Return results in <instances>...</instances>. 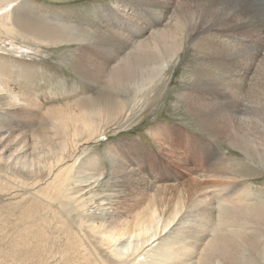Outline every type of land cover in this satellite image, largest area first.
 <instances>
[{
  "label": "bare ground",
  "instance_id": "6f19581e",
  "mask_svg": "<svg viewBox=\"0 0 264 264\" xmlns=\"http://www.w3.org/2000/svg\"><path fill=\"white\" fill-rule=\"evenodd\" d=\"M172 1L174 4L164 0H113L109 7L96 6L92 24L81 25L59 21L52 24L23 0H0V27L4 28L0 31L1 50L18 53L16 46L31 50L29 45L35 41L43 45L75 44L84 51L76 60L74 72L100 85L97 94L79 96L72 104L50 111L40 121L46 122L44 132L35 129L36 125L31 133L21 130L25 132L14 134L0 129V192L13 188L21 191V199L29 197V212L24 215L26 227L20 233L35 235L36 242L28 246L31 254L41 257L40 245L65 237L62 257L67 264H76L71 258L75 256L84 259L80 264H102L94 251L87 253L88 247L81 244L86 240V231L111 252L117 264H264V198L251 193L249 186H237V198L232 202L218 201L216 208L208 198L199 197L204 186L194 178L175 189H160L159 196L153 199L148 196L150 185L138 171L134 172L132 160L126 155L125 166L111 145L106 150L116 160L117 170L113 167V173L100 172L98 167L88 165L93 162L87 157L75 155L79 146L75 138L80 133L97 134L101 114L119 119L131 110L133 97L149 90L157 81L162 82L165 69L186 46L195 54L191 82L203 84L199 87L201 93L194 86L185 93L187 110L205 130H210L206 121L213 128L219 126L205 116L206 110L219 108L209 105L217 103L210 98L214 93L207 98L211 103L204 100L208 82L218 83L221 92L236 98L249 83L264 81V0ZM125 16L126 27H116L114 19ZM249 29L255 31L254 39L248 36ZM253 43L259 44L258 48L253 49ZM9 78L0 66V109L12 115L19 114L15 109L21 107L20 112L26 113L27 119L31 109H37L36 99L13 86ZM114 83L122 86V104L115 102L114 95L108 92L113 86L107 85ZM76 86L77 82L72 80L64 84L68 93ZM251 88L255 90V100L252 99L246 113L252 116L241 120L229 141L246 158L263 167L264 85L254 84ZM105 96H111V100ZM208 106L211 108L207 109ZM225 163L229 169L218 170L224 173L218 176L230 179L234 177L228 171L231 162L227 159ZM245 175H251L248 169ZM44 178L48 181L43 182ZM106 180L111 186L109 192L96 193ZM120 197L124 198L119 200ZM122 202L134 210L130 216L118 208ZM140 202L144 203L137 208ZM107 204L110 206L106 207ZM3 221L1 218L0 223ZM56 222L61 223L59 231L44 230L57 228ZM170 225L174 226L172 230ZM157 239L156 248L149 247ZM118 243L121 247L116 246ZM17 250L13 249L11 254Z\"/></svg>",
  "mask_w": 264,
  "mask_h": 264
},
{
  "label": "rangeland",
  "instance_id": "374dc122",
  "mask_svg": "<svg viewBox=\"0 0 264 264\" xmlns=\"http://www.w3.org/2000/svg\"><path fill=\"white\" fill-rule=\"evenodd\" d=\"M23 1L28 3L29 7L34 9L37 15H41L52 24L59 21L67 24L76 23L83 25L86 23L92 24L94 22L93 19L97 12L96 6L109 7L113 0ZM164 1L173 3L172 0ZM114 20H116L114 22L116 27L118 26L121 29L126 27V16L124 19L116 17ZM114 29L116 30V28ZM2 30H4V28L0 27V31ZM253 31L252 29L248 31V36H251L250 39H254L255 37V35H252V33L255 34V31ZM4 41V43H7L6 38H4ZM188 43L189 42H187V44ZM254 45L253 43L251 47L256 49L259 44L257 46L255 45V47ZM29 46L32 47V49L27 51H23L16 46L14 49L18 50V53L0 49L1 69L10 77L9 79L13 82V86L19 88L24 94L31 95L33 98L35 97L36 107H34L35 109L37 108L35 111L33 109H31L32 112L29 111L30 113L27 119L26 113L21 114V107H19L18 110H16L17 108L15 109V111H19V114L11 113L12 115L0 109V129L4 132L11 130L15 132L14 134H18L25 131L28 132L29 130V133H31L36 128L40 130L43 129L42 131L44 132V124L46 122L41 123L40 121L48 117L50 111H54L55 108L59 106L72 104L79 96L95 95L99 90L100 85L81 78L80 75L73 70L76 60L82 56L84 48L78 47L75 44L59 42H48L43 45L41 41H35L34 45L30 44ZM187 48L188 46H186L179 57L174 58L170 62L171 65L169 64L165 69L166 73L162 77V82L157 81L149 90L141 91L133 97L132 100L134 103L131 110L122 113L119 119L117 116V118L109 117L111 118L109 120V118H105V115L101 114L99 120H102V124L98 125L99 131L97 134L90 135L87 131L80 133V135L75 138L79 145H77L79 148L77 147L75 155H81L80 158L87 157L86 159L93 162L88 165H92L91 167L93 168L96 166L95 169L98 167L97 169H99L100 172L104 171V173H106L111 171L113 173L115 169L117 170L116 160L113 161L111 158L113 155L106 150L108 146L111 145L112 150L120 157L119 159H121V162H123L125 166L127 162L126 155L127 158L129 157V160H132L135 169L134 172L136 173L138 171L137 173L143 176L141 179H144V181L150 185L148 196L153 199L159 196L160 189H175L193 178L201 181L204 186L200 192L201 196L199 197L211 200L215 208L217 207L216 203L232 202L235 200L239 192V189L237 191L235 189L237 186L247 185L246 187H250L251 193L253 191L255 195L264 198V166L261 167L255 162L253 163L249 158L244 156V152L242 154V150L234 148L229 141L230 134H235V127L241 124V120L244 117L248 118L252 116L246 113L248 107L254 102L252 99L254 98L255 100V90L253 91L251 86L254 84L264 85V81L249 83L247 86L245 85L246 87H244L242 95L239 97L236 96V98L235 96L230 97L221 92L218 83H214V85L213 82H208L210 88L208 86L209 89L204 87L206 95V99L204 100L211 103L212 101L207 98L214 93V97L210 98L217 101V103L209 105L219 107L215 110H206V118L213 119L212 121L215 124L219 123V126H214L213 128L209 126V122L206 121V127H210L209 132L205 130V128L194 119V115L187 110L188 103L185 96L187 90L194 86L197 88V92L201 93L199 87H203L202 82L198 84L191 82V70L194 67L193 61L195 59V54H193L192 50H188L189 48ZM104 77H106V75ZM107 78L108 77H106V79ZM67 80L77 82V86L69 93L64 88V84H66ZM112 86L113 89L108 90V92L114 95L115 102L122 104L123 101L120 98L122 86H120V84L116 85V83L107 85L109 88ZM212 89L216 91L212 92ZM217 93L219 97H216ZM105 98L111 100V96H105ZM211 106H208L207 109H210ZM32 117L34 118L33 121L35 124L32 121ZM22 119L25 120L23 121ZM30 119L32 122L29 121ZM106 120H108V122H106ZM29 123L30 125H26ZM38 123L41 124L39 125ZM18 128L20 129L19 131ZM223 152L225 154H223ZM227 159L231 162L232 167L231 170L228 171L234 173L231 175L234 177L230 179L218 176V174L222 175L224 173L217 172L218 170L224 171V169L228 168L225 163ZM125 166L121 168H125ZM247 169L251 173L250 176L245 175ZM138 178H140V176H138ZM46 181H48L47 178H44L43 182ZM110 189L109 180H106L103 182V185L97 189L96 193H108ZM128 191L129 189L126 188V192ZM167 193L168 191H166V194ZM20 194L21 191H15L13 188H8L0 192V219H4V221L0 223V264H67L62 257L64 247L62 243L65 237L62 238L59 236L60 239L49 241L46 246L40 245L41 257L37 254H31L32 252L30 253L29 248L36 242L34 238L35 235L21 234L20 231L26 227V225H24V215L27 216L29 212L28 207L31 202L29 197L21 199ZM122 198L124 197H120L119 200ZM19 199H21V201ZM106 199L110 200V198ZM143 203L140 202L137 208L141 207ZM16 204H19V206H16ZM121 204L122 206L120 203L118 204V208L124 212V215L130 216L134 212L127 203L124 204V202H122ZM109 206L110 205L107 204L106 207ZM19 207L22 208L20 211ZM16 209H18V211H16ZM19 213L22 214L23 218ZM215 214L216 212H212V215ZM56 225L57 228L44 227V230L55 233L60 230L61 223L56 222ZM173 228L171 226L170 229L172 230ZM82 234H84V232ZM23 237H26V239H23ZM84 238L86 240L81 244H84V247H88L85 250L87 253H89V251H94L95 253L93 252V254L98 255L102 264H117L115 261L116 258L113 255L110 256L111 252H107L109 250L104 248V246L98 245L88 236L86 231ZM158 241L159 239L149 247L156 248ZM125 242V240L122 241V244ZM120 243L116 246L119 245L118 247H121ZM92 247L95 248L91 250ZM149 247L145 250H148ZM176 247L177 245L175 244L173 249ZM15 248L18 249L17 253L13 252V254H11ZM75 257L77 258L79 256ZM75 257L71 258L78 264L84 260L79 257L78 259L80 261H77L78 259ZM122 258H126V254Z\"/></svg>",
  "mask_w": 264,
  "mask_h": 264
}]
</instances>
